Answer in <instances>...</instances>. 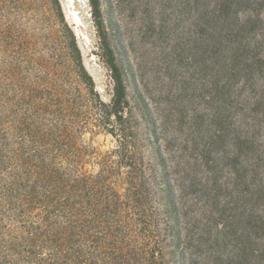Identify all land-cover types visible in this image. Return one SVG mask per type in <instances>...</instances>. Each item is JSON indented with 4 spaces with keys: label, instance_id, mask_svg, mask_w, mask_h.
Wrapping results in <instances>:
<instances>
[{
    "label": "rangeland",
    "instance_id": "obj_1",
    "mask_svg": "<svg viewBox=\"0 0 264 264\" xmlns=\"http://www.w3.org/2000/svg\"><path fill=\"white\" fill-rule=\"evenodd\" d=\"M60 1L95 91L101 101L110 103L113 85L101 57L90 0ZM102 8L129 89L132 94L139 91L146 101L170 168L169 201L177 205L180 237L187 250L176 249L168 238L163 243L164 260L260 264V241L246 226L253 207H243L240 174L246 163L240 159L242 165L232 167L238 147L227 135L217 141L218 130L226 134L231 119L227 102L217 93L207 52L210 42L202 31L205 7L196 0H102ZM18 29L28 56L9 60L13 76L2 82L0 97V264H31L23 238L44 231L46 224L66 227L64 205L83 208L81 173L96 174L100 170L96 159L117 146L109 126L101 121V106L70 67L54 14L40 9L23 19ZM1 60L4 63L5 58ZM258 90H264V78ZM241 120L238 114L233 118L237 132ZM133 123L146 161H153L146 123L137 113ZM65 128L76 131V138L70 140ZM51 186L59 193L53 204L47 199ZM150 197V211L163 227L166 201L157 187ZM134 218L136 232L148 230L143 219Z\"/></svg>",
    "mask_w": 264,
    "mask_h": 264
},
{
    "label": "trees",
    "instance_id": "obj_2",
    "mask_svg": "<svg viewBox=\"0 0 264 264\" xmlns=\"http://www.w3.org/2000/svg\"><path fill=\"white\" fill-rule=\"evenodd\" d=\"M92 16L100 37L101 57L110 71L113 95L110 103L100 100L88 74L73 28L66 22L60 0H0V97L2 82L13 76L10 59L28 56L22 30L18 27L29 14L47 9L58 19L64 49L78 82L88 89L101 106V121L109 126L117 146L96 159V174L81 173L82 210L66 204V227L46 224L44 231L29 232L23 238L31 264H168L164 260V241L174 240L175 248L187 250L181 241L180 214L169 198L173 188L168 181L170 168L158 145L157 126L139 91L131 93L119 55L111 41L104 18L102 0H90ZM205 7L203 33L210 42L209 59L216 76L217 93L229 107L227 133L218 130L217 141L226 135L238 147L231 166L246 163L240 174L245 204L253 207L246 216V226L260 241V264H264V90H258L264 78V0H196ZM244 15V17H242ZM113 27L114 23L110 21ZM202 33V34H203ZM3 63V65H2ZM11 65H10V64ZM222 85L220 87V83ZM246 92L247 96L243 97ZM135 113L146 123V140L153 147V161H146L133 123ZM241 115L240 131L233 118ZM65 126H63L64 128ZM76 131L65 128L70 140ZM240 162V163H239ZM67 163L73 164L71 155ZM88 162H83L86 164ZM78 165V162H76ZM82 166V165H81ZM237 172V171H236ZM239 173V171H238ZM158 188L167 208L163 227L150 211L152 190ZM47 196L50 204L59 195L56 186ZM38 204V203H36ZM151 212V213H150ZM143 219L145 232H136L135 218ZM247 252V251H246Z\"/></svg>",
    "mask_w": 264,
    "mask_h": 264
},
{
    "label": "bare ground",
    "instance_id": "obj_3",
    "mask_svg": "<svg viewBox=\"0 0 264 264\" xmlns=\"http://www.w3.org/2000/svg\"><path fill=\"white\" fill-rule=\"evenodd\" d=\"M70 1H71V0H70ZM75 16H76V19L78 20L77 14H75Z\"/></svg>",
    "mask_w": 264,
    "mask_h": 264
}]
</instances>
